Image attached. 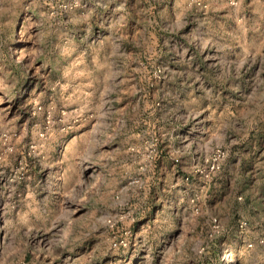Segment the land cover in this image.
<instances>
[{"label": "rangeland", "instance_id": "1", "mask_svg": "<svg viewBox=\"0 0 264 264\" xmlns=\"http://www.w3.org/2000/svg\"><path fill=\"white\" fill-rule=\"evenodd\" d=\"M0 264H264V0H0Z\"/></svg>", "mask_w": 264, "mask_h": 264}]
</instances>
